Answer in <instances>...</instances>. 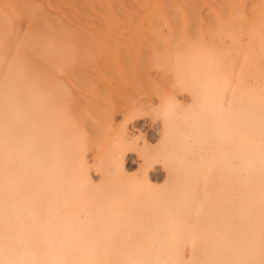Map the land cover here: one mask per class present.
I'll return each instance as SVG.
<instances>
[{"label": "bare ground", "instance_id": "obj_1", "mask_svg": "<svg viewBox=\"0 0 264 264\" xmlns=\"http://www.w3.org/2000/svg\"><path fill=\"white\" fill-rule=\"evenodd\" d=\"M118 67L159 75L160 139L179 142L169 163L140 150L143 193L125 165L141 130L111 126L112 170L86 153L98 126L82 121L111 113L98 88ZM103 68L114 77L81 92ZM0 264H264V0H0Z\"/></svg>", "mask_w": 264, "mask_h": 264}, {"label": "rangeland", "instance_id": "obj_2", "mask_svg": "<svg viewBox=\"0 0 264 264\" xmlns=\"http://www.w3.org/2000/svg\"><path fill=\"white\" fill-rule=\"evenodd\" d=\"M136 69L138 68V67H135ZM135 68H133V70H135ZM149 68V67H148ZM151 68V67H150ZM148 69V70H150V71H144V72H141L140 71V73H138L139 71H133L132 70V67H118L116 70H118V69H120L119 71H117L116 72V74L115 73H111V72H113V71H108V70H106V69H99V70H101V72L98 70V74L97 73H95V72H90V73H86L87 74V77L89 78L88 80L85 78V80H84V82L82 83V82H79L78 84H80V86L81 85H83V88H82V86H81V88L82 89H80L79 87V89H80V91L81 92H85L87 89H89V91L90 90H93L94 88H95V86L98 84L99 85V83H98V81L101 83L100 84V86H98V87H101V85H102V81L104 82L105 80V77H106V80H107V78H111L112 79V77H114V74H115V78H113L112 80H110V81H112V82H110L109 83V86H107V87H105V89L103 90L102 88L104 87L103 85V87H101V89L100 88H98V92H100V98H101V95L103 96V94L105 95H108V96H104V98H103V100H102V98H101V101H98V102H103L104 101V99H106L107 100V98H108V103L110 102L111 104H110V106L111 107H108L109 106V104H108V108H110L109 110L111 111V113H108L109 111H107V114L105 113H103V115H104V117H103V115L100 113V112H98L99 110H101L102 108L101 107H103V106H105V104H103V105H101L100 103H99V105H101V106H99L100 108H98V110H97V108H96V105L94 106V104H96V103H94V100H92L91 101V103L93 102L94 104H93V106H94V108L93 109H95L94 111H97L98 112V114L100 113L101 115H102V117L100 116V114H99V117H101V119H99V117L97 118V117H95V116H98V115H96L95 114V116H93V114L95 113H92V115L90 116V114L91 113H88L89 114V116L91 117H89V118H87L88 120H87V122H85V121H82V123L83 124H85V126H86V129H87V127L90 125V126H93V125H95V126H98V127H96V129L95 128H93V133L91 132V130L89 129L87 132H88V134L90 133V134H93V137L92 136H87V141L89 142V146H87L86 147V149L88 150V148H94L93 149V151L90 149L89 151H87L86 153H87V155H92L93 153H95V154H98V155H100V156H98L97 155V157L99 158V159H102L103 161H100V160H98V158L97 157H95V160L96 161H100V162H102L101 163V165L103 166L104 164L108 167V169H110L111 168V165L112 164H110V165H108L107 164V159L110 157V154L112 153V155H113V152L115 151V147L116 146H119V141L117 140V138H120V137H118L117 136V133L119 132V131H121V128H118L119 126H116V125H122L121 127H122V129L124 128L123 127V125H127V127L130 129V130H132L133 132H134V134H137L138 135V131H140L141 133H142V135L144 134V136H143V138H144V140L146 141V147H144V142L142 143V141H141V143H140V141L139 142H136V144H133V146H132V148H129L128 150H127V158H126V161H127V163H126V161H125V165H126V167H128L127 169V172H128V174H127V176H132V174H133V176H136V178L138 179V180H136V181H134L133 183L134 184H132L131 182H132V179H131V176H130V181L131 182H128L129 180H127V179H129L128 177H126L125 179L127 180V182L126 183H131V184H129L130 186L131 185H134L135 186V184H136V186H138L139 185V183H138V181H139V178L138 177H141L142 179H145L144 177H142L141 176V174H143L144 173V170L143 169H148V170H152V168L149 166V167H147V166H145V165H147L146 163L145 164H143V162H140V164H139V158H140V156H143V150H145V151H148V150H150V152H154L156 155H158L159 157L161 156V155H159L160 153L158 152V150L159 149H162L161 150V153H163V151H165L163 154H165L166 153V151H168V150H172V151H175V149H171V147L173 146V148H174V146L176 145V144H179V142H178V138H174L173 140V144H175V145H173L172 144V146L171 145H169L166 141H168L167 139H165L164 141H161V139H160V135H159V130H160V128H161V125H162V120H163V117H164V115L162 114L164 111H163V109H161V103L159 104L158 102H157V99H156V97L154 96L155 94V89L157 88V87H155V84H157V77L159 76V75H157L155 72H154V70L153 69ZM115 70V71H116ZM138 70H145V69H138ZM147 70V69H146ZM114 71V72H115ZM153 71V72H152ZM93 73H95L94 75H99V76H96V78H98V80H96V78L94 79V75H93ZM145 73V74H144ZM88 74H90V75H88ZM146 74H147V76H146ZM111 75H112V77H111ZM150 75V76H149ZM94 76V77H93ZM102 76H104V78H103V80H99V79H102ZM145 76H146V78H147V80H146V78H145ZM155 76H157V77H155ZM92 78V80L93 81H90V79ZM101 77V78H100ZM152 77H154V79L152 78ZM152 78V79H151ZM156 78V79H155ZM97 82H96V81ZM153 80H156V81H153L154 83H151ZM95 81V82H94ZM95 83V84H94ZM77 84V86H79ZM94 84V85H93ZM151 84H153L154 85V89H153V91H152V87H153V85H151ZM94 86V87H93ZM93 87V88H92ZM108 87H109V89H108ZM77 88V87H76ZM84 89V90H83ZM96 89V88H95ZM103 90V91H102ZM146 91V92H145ZM108 92H110V93H108ZM153 92V93H152ZM88 93V92H87ZM86 93V94H87ZM138 93H141V94H138ZM142 93H144V95L145 96H149V94H150V96H151V100H152V103L151 102H149L148 103V105H146V103L147 102H143V104H141V105H139V101H138V99L140 98V100H142L141 99V96H142V98H144V96H143V94ZM148 95H147V94ZM111 96V98H109L110 96ZM136 96H140L139 98H137ZM113 97V98H112ZM136 98V100L134 99V98ZM99 98V99H100ZM133 98V99H132ZM146 98V97H145ZM144 98V99H145ZM149 97H147V99H148ZM183 99V104L185 103L186 105H188V104H190V101L188 100V98H187V96H185V97H183L182 98ZM104 101V103L105 102H107V101ZM133 100V101H132ZM90 101V100H89ZM88 101V102H89ZM128 101V102H127ZM133 103H132V102ZM135 101H137V102H139L138 103V105L140 106H138L137 108H138V110H136L137 111V117H139V121H135L133 118H131V114L133 113L132 112V108H133V110H134V107H135V105L134 104H136L135 103ZM87 102V103H88ZM98 102H97V104H98ZM142 103V102H141ZM82 104V103H81ZM86 104V103H85ZM129 104H132V105H129ZM146 106H145V105ZM158 104H159V106H158ZM184 104V105H185ZM83 105V104H82ZM87 105V104H86ZM91 105V104H90ZM133 105H134V107H133ZM144 105V107H142ZM185 105V107H187ZM88 106H89V104H88ZM84 107V106H83ZM159 107H160V109H159ZM163 107V106H162ZM183 107V109L182 110H185L186 108L184 107V106H182ZM85 108H88L87 106L85 107ZM105 110H106V107H103ZM107 108V109H108ZM131 108V109H130ZM136 108V109H137ZM141 108V109H140ZM185 108V109H184ZM89 109V108H88ZM88 109H87V111H88ZM93 109H92V111H93ZM129 109V110H128ZM141 110V111H140ZM162 110V111H161ZM89 111H90V109H89ZM161 111V112H160ZM124 112H125V114H124ZM130 112H132V113H130ZM159 112H160V115H158L159 114ZM127 113V114H126ZM88 114L87 115H85L86 117H88ZM134 114V113H133ZM132 114V115H133ZM106 115H111L110 116V118L108 117V116H106ZM129 115V116H128ZM92 116L93 117H95V118H97L96 120H98V121H94V122H92L91 121V123H90V119H92V120H94L93 118H92ZM106 116V117H105ZM125 116V117H124ZM82 117H84V116H82ZM81 117V118H82ZM111 117H112V119H111ZM80 118V119H81ZM109 119L110 121L111 120H114V121H111V125L109 124V123H107V122H110L109 120H107V121H105L106 119ZM114 118V119H113ZM135 118V117H134ZM85 120H86V118H85ZM104 120V121H103ZM88 121H89V123H88ZM85 122V123H84ZM106 122V123H105ZM80 123H81V121H80ZM81 123V124H82ZM93 123H95V124H93ZM96 123H97V125H96ZM99 123V124H98ZM102 123H104V124H102ZM116 123V124H115ZM109 125L108 127L109 128H111V129H109L108 127L107 128H105V126H107V125ZM115 124V125H114ZM136 124H137V126H136ZM99 125L101 126V127H99ZM105 125V126H104ZM112 125H114V127L115 128H117L118 129V132H117V129H114V131H113V129H112ZM81 126H83V125H81ZM102 126H104V127H102ZM113 127V128H114ZM84 128V130H85V127H82L81 129H83ZM91 128V129H92ZM102 128H104V129H102ZM100 129H102V130H100ZM105 129H109V130H105ZM99 130H100V132H99ZM90 131V132H89ZM94 131H96V132H94ZM83 132H85V131H83ZM103 132V133H102ZM120 133V136H121V133H122V131L121 132H119ZM103 134V135H102ZM171 134V133H170ZM96 135V136H95ZM109 135V136H108ZM136 135V136H137ZM105 136V138H103ZM112 136L114 137L115 136V139H116V141L115 140H113V141H115L114 142V144L116 145V146H114V148L113 147H111V145L113 144V142H111L110 140H112L113 138H112ZM90 137H92V138H90ZM117 137V138H116ZM80 138H82V135H81V137ZM89 138V139H88ZM94 140L95 141V145H94V143H91V141L92 140ZM90 140V141H89ZM105 140V141H104ZM176 140V141H175ZM98 141V142H97ZM170 141V140H169ZM171 141H172V138H171ZM112 144H111V143ZM175 142V143H174ZM176 142H178V143H176ZM99 143V144H98ZM139 143V144H138ZM113 144V145H114ZM130 144H132V143H130ZM168 144V146L170 147L169 149H168V147L166 146ZM212 144V143H211ZM137 145V146H136ZM95 146V147H94ZM101 146H104V148L103 147H101ZM96 147H97V149H96ZM105 147H109V148H105ZM111 147V148H110ZM165 147H167L166 149H164ZM207 147H208V145H207ZM207 147H205V148H207ZM209 147H212L211 145H209ZM99 149V150H98ZM116 149H117V147H116ZM131 149V150H130ZM164 149V150H163ZM201 149V148H200ZM208 149V148H207ZM98 150V151H97ZM140 150L142 151V154H140L141 152H140ZM203 150V149H202ZM106 151V152H105ZM171 151V152H172ZM150 152H148V154H147V152H145V156H146V154L148 155V157L150 158V156H149V154L150 155H152V153H150ZM156 152H158L159 154H157ZM115 153V152H114ZM168 153V152H167ZM167 153H166V156L164 157V155H163V157L162 158H164V159H167V158H169V157H167L168 155H167ZM105 154V155H104ZM138 154H140V156L138 157ZM94 155V154H93ZM102 155H104V157L102 156ZM111 155V156H112ZM154 155V154H153ZM156 155H154V158H156V160H153L152 158H150V159H152L153 161V166L152 167H155V168H158V169H156L157 171L156 172H154V173H151L149 176H150V182H151V185H149V187L151 186V188H152V190L154 189L155 191H158L159 193H162V195H163V193H164V191L166 192V194H167V192H168V190L170 191L169 192V195H170V193H171V187L173 186V185H175V184H173V185H171L172 183H170V182H168L169 184H167V185H165L167 182H165L164 180H165V176H164V171L165 170H163V165H160L158 162H157V159H158V161H163L162 160V158L160 159V158H158V156L156 157ZM200 155V157H198V161H200L199 160V158L201 159V162H200V165H201V167L204 169V168H210L211 167V164L209 165V161H210V159L207 157V155H205V152L204 151H202V153L201 154H199ZM89 156V157H90ZM94 156H96V155H94ZM105 156L106 157H108V158H105ZM138 157V158H137ZM153 157V156H152ZM188 157H189V159H188ZM186 159V162H189L190 160H192L191 158H194V156L192 155L191 157L190 156H188ZM148 158V159H149ZM160 159V160H159ZM95 161V163H93L94 164V166H92V174H91V176H92V178H93V180H94V184L92 185L93 187H94V185L98 188V189H100V192L102 193V192H104V186L106 185V184H104V186L103 185H99V183L97 182L98 180H99V178L101 177L100 176V173H102L103 172V170H102V168L104 167H101V166H98V165H100L98 162H96ZM148 161V160H147ZM165 161V160H164ZM168 161V163H169V161L171 162V160H169V159H167L166 160V162ZM92 161H90V163H91ZM151 162V161H150ZM192 162H196V161H193L192 160ZM211 162V161H210ZM98 163V164H97ZM148 163H149V161H148ZM189 163H191V162H189ZM205 163V164H204ZM164 164V163H163ZM205 165H206V167H205ZM96 166H98V167H100V169L102 170V172H100V173H98V171L100 170L98 167H96ZM147 167V168H145V167ZM94 167L96 168V169H94ZM206 168V169H207ZM97 169H99L98 171H97ZM160 169V170H159ZM110 170H112V168L110 169ZM109 170V171H110ZM140 170V171H139ZM143 170V172H141ZM161 170H163V172L161 171ZM107 172H108V170H107ZM110 172H112V171H110ZM104 173V172H103ZM105 173H106V171H105ZM112 174V173H111ZM109 175V173H107L105 176H108ZM115 175H117L116 173H115ZM120 175V174H119ZM100 176V177H99ZM112 176H114V175H112ZM122 176H124V175H121V177ZM115 177H117V176H114V178ZM120 176H118L116 179H118ZM109 179H111L110 177H108ZM113 178V182H114V184L111 182L110 183V181H108L109 182V185H111V184H113V185H116L115 183H116V181H115V179ZM141 178H140V184L142 183L141 182ZM103 179H106V177L104 178H102V180ZM134 179V178H133ZM112 180V179H111ZM95 181H96V183L97 184H95ZM105 181H107V179L106 180H104V181H102V182H105ZM118 181V180H117ZM123 181H125L124 179H123ZM142 181H144L143 182V187L144 186H147L148 187V185H144V184H148L147 182L145 183V180H142ZM138 183V185H137V183ZM118 185H123V187L124 186H126V184H119L118 183ZM128 185V184H127ZM165 185V186H164ZM170 185V186H169ZM177 185V184H176ZM99 186H103V190L101 189V187L99 188ZM106 187H107V185L105 186V192H106ZM131 187H133V186H131ZM142 188V189H140V188ZM143 187H142V185L141 186H138V188L140 189V192L143 190ZM174 187H176V186H174ZM174 187H172V188H174ZM128 188H130V187H128L127 186V188L125 187L124 189H127V191L126 192H129L128 190ZM134 188H137V187H134ZM137 188V189H138ZM146 188V187H145ZM133 189V188H132ZM131 189V190H132ZM138 189V190H139ZM148 190H149V188H147ZM146 189V190H147ZM130 190V191H131ZM133 190H135V189H133ZM146 190H143L142 191V193L143 192H146ZM151 191V190H150ZM161 191V192H160ZM175 191V189L174 190H172V192H174ZM139 192V191H138ZM147 193H149V192H147ZM146 193V194H147ZM150 193H154V192H150ZM157 193V192H156ZM175 193V192H174ZM174 193H172V194H174ZM145 193L143 194V196L145 195V196H147ZM158 194V193H157ZM157 194H156V196H157ZM176 194V193H175ZM125 195H126V193H125ZM128 195V194H127ZM152 195V194H151ZM151 195H148L149 196V198H150V196ZM154 197H155V194H154ZM157 197H159V195L157 196ZM160 197H162V199H164L163 197H167V196H160ZM160 197H159V199H160ZM153 198V197H152ZM153 199H155V198H153ZM161 199V200H162ZM150 200V199H149ZM152 200V199H151ZM150 200V201H151ZM158 200V198H156V200L155 201H157ZM166 200H167V198H166ZM159 201V200H158ZM168 201V200H167ZM162 202V201H161ZM155 203V202H154Z\"/></svg>", "mask_w": 264, "mask_h": 264}]
</instances>
